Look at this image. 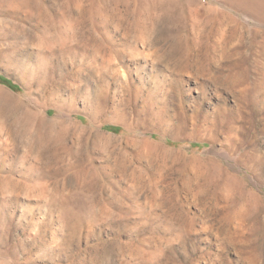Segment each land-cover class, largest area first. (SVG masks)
Here are the masks:
<instances>
[{"label":"rangeland","instance_id":"1","mask_svg":"<svg viewBox=\"0 0 264 264\" xmlns=\"http://www.w3.org/2000/svg\"><path fill=\"white\" fill-rule=\"evenodd\" d=\"M12 1L0 264H264L260 3Z\"/></svg>","mask_w":264,"mask_h":264},{"label":"bare ground","instance_id":"2","mask_svg":"<svg viewBox=\"0 0 264 264\" xmlns=\"http://www.w3.org/2000/svg\"><path fill=\"white\" fill-rule=\"evenodd\" d=\"M255 2H259L261 7L264 9V0H254ZM12 3L14 4L13 7L14 8H20L21 6H23V1L22 0H15L12 1ZM230 4H232L231 2H229ZM235 5V4H234ZM232 6V5H230ZM253 6V5H252ZM18 10V9H17ZM26 116V121L28 122L26 125H31L30 122H34V113H32L31 111H27L25 113ZM23 124V123H22ZM52 130L55 131V129H57V125L56 124H52ZM26 128V127H25ZM41 129V128H40ZM26 131V130H25ZM38 131V130H37ZM39 134V133H38ZM50 134V133H49ZM259 160V159H258Z\"/></svg>","mask_w":264,"mask_h":264}]
</instances>
